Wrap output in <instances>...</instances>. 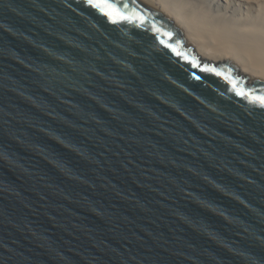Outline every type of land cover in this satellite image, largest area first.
<instances>
[{"label":"water","instance_id":"obj_1","mask_svg":"<svg viewBox=\"0 0 264 264\" xmlns=\"http://www.w3.org/2000/svg\"><path fill=\"white\" fill-rule=\"evenodd\" d=\"M152 0H0V264H264V81Z\"/></svg>","mask_w":264,"mask_h":264},{"label":"bare ground","instance_id":"obj_2","mask_svg":"<svg viewBox=\"0 0 264 264\" xmlns=\"http://www.w3.org/2000/svg\"><path fill=\"white\" fill-rule=\"evenodd\" d=\"M217 59L264 81V0H152Z\"/></svg>","mask_w":264,"mask_h":264},{"label":"snow or ice","instance_id":"obj_3","mask_svg":"<svg viewBox=\"0 0 264 264\" xmlns=\"http://www.w3.org/2000/svg\"><path fill=\"white\" fill-rule=\"evenodd\" d=\"M262 102H264V101H262Z\"/></svg>","mask_w":264,"mask_h":264}]
</instances>
